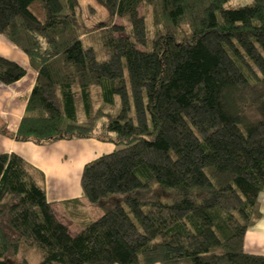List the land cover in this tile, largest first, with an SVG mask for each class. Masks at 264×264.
I'll list each match as a JSON object with an SVG mask.
<instances>
[{
	"label": "trees",
	"instance_id": "1",
	"mask_svg": "<svg viewBox=\"0 0 264 264\" xmlns=\"http://www.w3.org/2000/svg\"><path fill=\"white\" fill-rule=\"evenodd\" d=\"M101 1L112 18L92 35L76 0H0V36L37 72L18 130L0 134L115 146L84 167L82 195L103 213L76 233L44 173L0 154V264L21 250L33 264L29 248L34 264H264L245 250L264 193V0ZM26 74L0 56V83ZM157 188L175 198L141 195Z\"/></svg>",
	"mask_w": 264,
	"mask_h": 264
},
{
	"label": "crops",
	"instance_id": "2",
	"mask_svg": "<svg viewBox=\"0 0 264 264\" xmlns=\"http://www.w3.org/2000/svg\"><path fill=\"white\" fill-rule=\"evenodd\" d=\"M0 55L24 67L27 74L11 86L0 83V122L16 132L25 115L27 102L37 78L28 56L4 36L0 37ZM113 145L92 139L61 141L50 145L17 142L0 134V154L16 153L44 172L47 196L54 208L82 196L81 178L84 166L111 153ZM261 219L249 228L245 238L248 253L264 256V193L259 198Z\"/></svg>",
	"mask_w": 264,
	"mask_h": 264
},
{
	"label": "rangeland",
	"instance_id": "3",
	"mask_svg": "<svg viewBox=\"0 0 264 264\" xmlns=\"http://www.w3.org/2000/svg\"><path fill=\"white\" fill-rule=\"evenodd\" d=\"M252 3H254V0H229L230 7L246 6ZM76 4H77L76 5V15H75L76 22L78 23V25L81 27L82 31L84 32H90L92 33V35H96L100 32V29L105 27L103 25H106L107 22L111 21V18H112L111 14L109 10L105 7V5L102 3L101 0H76ZM150 10L151 9H149L148 11ZM141 11H143L144 14L146 13V10L144 7L141 8ZM114 20L116 21L117 24H124V20H122L119 17L114 18ZM88 35L89 34H85L83 37H86ZM8 41L10 40L8 39ZM92 140H95V139H92ZM107 144L109 145L111 144L114 146V144H112L111 142H108ZM45 183H46V176H45ZM46 189H47V186H46ZM196 194L200 195V197L202 196L205 197L208 193L202 192L200 194V191H196L195 195ZM141 195L143 196V198L147 199L148 201L153 198L163 199V200H173L175 198L174 191L167 192L165 190H161L158 188L155 192H151V193L142 192ZM73 200L77 201V204L63 203L64 205L58 206L57 208H55V211L58 217L68 225L70 231L72 233H76L79 230H81V228L83 227L84 221L99 217L103 213V211L101 207L91 204L86 198L83 197V195L80 198H76ZM73 200H70V201H73ZM111 204H113V202L109 201L108 205H111ZM260 207H261V204H260ZM22 252L24 253V251L21 250L17 255H12L9 259V263L10 264H21L22 254H23ZM25 253L30 259L31 263L34 264L39 260V253L36 251L35 248H29L28 250L25 251Z\"/></svg>",
	"mask_w": 264,
	"mask_h": 264
},
{
	"label": "bare ground",
	"instance_id": "4",
	"mask_svg": "<svg viewBox=\"0 0 264 264\" xmlns=\"http://www.w3.org/2000/svg\"><path fill=\"white\" fill-rule=\"evenodd\" d=\"M13 140H15V139H13ZM15 141H17V140H15ZM17 142H20V141H17ZM28 143H30V142H28ZM85 166H86V165H85ZM85 166H84V167H85Z\"/></svg>",
	"mask_w": 264,
	"mask_h": 264
}]
</instances>
